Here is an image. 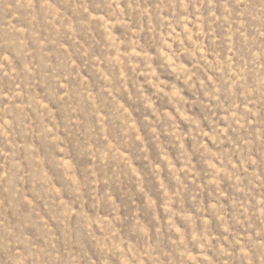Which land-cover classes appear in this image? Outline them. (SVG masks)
I'll return each mask as SVG.
<instances>
[{
  "label": "rangeland",
  "instance_id": "obj_1",
  "mask_svg": "<svg viewBox=\"0 0 264 264\" xmlns=\"http://www.w3.org/2000/svg\"><path fill=\"white\" fill-rule=\"evenodd\" d=\"M0 264H264V0H0Z\"/></svg>",
  "mask_w": 264,
  "mask_h": 264
}]
</instances>
